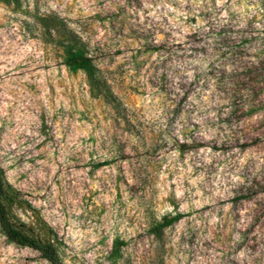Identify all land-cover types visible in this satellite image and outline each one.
<instances>
[{
  "label": "rangeland",
  "instance_id": "1",
  "mask_svg": "<svg viewBox=\"0 0 264 264\" xmlns=\"http://www.w3.org/2000/svg\"><path fill=\"white\" fill-rule=\"evenodd\" d=\"M0 167L65 264H264V0H0Z\"/></svg>",
  "mask_w": 264,
  "mask_h": 264
},
{
  "label": "trees",
  "instance_id": "2",
  "mask_svg": "<svg viewBox=\"0 0 264 264\" xmlns=\"http://www.w3.org/2000/svg\"><path fill=\"white\" fill-rule=\"evenodd\" d=\"M68 46L63 62L73 67H82L91 78L94 66L91 63L90 57L83 53V50L80 48V43L75 40L74 35ZM14 198V192L9 184L5 182L0 167V229L5 237L18 245L37 250L41 257L46 259L50 264H65L62 262L63 260L51 241L41 240V238L25 232L12 223L9 215L6 213L5 205L12 202ZM180 216L181 214H176L170 218L165 217L160 223L155 225V229L171 224ZM115 243L121 244V242H117V240H115ZM113 250H116V247H113Z\"/></svg>",
  "mask_w": 264,
  "mask_h": 264
}]
</instances>
